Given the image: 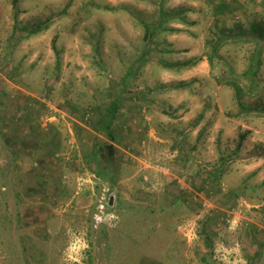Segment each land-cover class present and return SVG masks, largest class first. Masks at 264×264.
<instances>
[{
  "label": "rangeland",
  "instance_id": "1",
  "mask_svg": "<svg viewBox=\"0 0 264 264\" xmlns=\"http://www.w3.org/2000/svg\"><path fill=\"white\" fill-rule=\"evenodd\" d=\"M0 3V264H264V0Z\"/></svg>",
  "mask_w": 264,
  "mask_h": 264
},
{
  "label": "trees",
  "instance_id": "2",
  "mask_svg": "<svg viewBox=\"0 0 264 264\" xmlns=\"http://www.w3.org/2000/svg\"><path fill=\"white\" fill-rule=\"evenodd\" d=\"M16 4V3H15ZM40 30H35L34 32H39ZM33 32V33H34ZM222 40V39H221ZM218 46L215 47L214 49V56L218 54ZM213 56L210 55L208 57V60L210 63H213ZM168 64H171L169 65V67H173L174 64L172 63H168ZM251 71V70H249ZM121 89H125V86L122 85ZM236 90L239 94V97H240V92H241V88L240 87H236ZM238 96V95H237ZM117 99H121L120 96L117 97ZM240 101V100H239ZM107 111L105 113V118H103V115L101 116V118H103V120H97L95 124H92V128L98 132H105V133H108L109 136L115 140V135H114V132H113V129H112V126L113 124H115V121L114 119L116 118V115H117V111H118V102L115 100L111 101L109 106L106 108ZM104 111L103 110H100L98 112V114H103ZM104 121V122H103ZM99 123V124H98ZM98 124V125H97ZM244 139V136L242 135L241 137V140ZM240 146V145H239ZM239 146L237 149H239ZM116 150H117V147H116V143H109V142H101L99 140L95 141L94 145L91 146L90 148V151L88 152V159H89V162H94L97 166L95 172H96V175L97 176H104V173L107 171L104 167H103V163H102V160L103 159H106L107 160V163L108 161H110L115 155H116ZM107 169H110V166L106 167ZM112 171V174L109 175V179L110 181L113 183L115 181V177L116 176H113V174H115L114 172L116 171V169H110ZM224 170L221 171V173L223 172ZM220 173V175H221ZM220 175H218L217 178L220 177Z\"/></svg>",
  "mask_w": 264,
  "mask_h": 264
},
{
  "label": "built area",
  "instance_id": "3",
  "mask_svg": "<svg viewBox=\"0 0 264 264\" xmlns=\"http://www.w3.org/2000/svg\"><path fill=\"white\" fill-rule=\"evenodd\" d=\"M100 219H102L101 216ZM228 221H230V218H228ZM215 252H216L215 259L218 260V262L222 264H237V260L235 258L233 259V261H231V258L227 259V256L228 255L230 256V250L224 249L220 256H218L219 251H215Z\"/></svg>",
  "mask_w": 264,
  "mask_h": 264
},
{
  "label": "crops",
  "instance_id": "4",
  "mask_svg": "<svg viewBox=\"0 0 264 264\" xmlns=\"http://www.w3.org/2000/svg\"><path fill=\"white\" fill-rule=\"evenodd\" d=\"M3 6H4V5H3L2 3H0V8H2ZM14 6H15V4H12V5H11V10L14 8ZM0 22H2V21H0ZM245 260L247 261V264H250L249 261H251V260H249V261H248L247 259H245ZM251 262H252V261H251Z\"/></svg>",
  "mask_w": 264,
  "mask_h": 264
}]
</instances>
